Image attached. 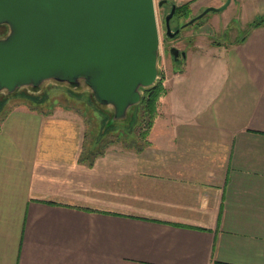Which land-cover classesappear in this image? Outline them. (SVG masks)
<instances>
[{
	"label": "crops",
	"instance_id": "1",
	"mask_svg": "<svg viewBox=\"0 0 264 264\" xmlns=\"http://www.w3.org/2000/svg\"><path fill=\"white\" fill-rule=\"evenodd\" d=\"M172 1L226 7L176 39L145 137L101 149L27 100L1 120L0 264H264V0Z\"/></svg>",
	"mask_w": 264,
	"mask_h": 264
},
{
	"label": "water",
	"instance_id": "2",
	"mask_svg": "<svg viewBox=\"0 0 264 264\" xmlns=\"http://www.w3.org/2000/svg\"><path fill=\"white\" fill-rule=\"evenodd\" d=\"M176 8L171 3L165 18L170 38L180 31L170 26ZM0 27L4 99L20 92L38 97L47 84L67 87L89 95L110 115L108 125L127 126L144 90L159 81L155 0H0ZM171 53L178 57L179 49Z\"/></svg>",
	"mask_w": 264,
	"mask_h": 264
},
{
	"label": "rangeland",
	"instance_id": "3",
	"mask_svg": "<svg viewBox=\"0 0 264 264\" xmlns=\"http://www.w3.org/2000/svg\"><path fill=\"white\" fill-rule=\"evenodd\" d=\"M155 1L158 24L160 27L162 54V57H160V75L158 79L163 80L167 72L170 71V67L173 65L169 52V46L171 42L166 40L167 37L165 36V16L163 9H167V14H169L171 12V3L174 2L172 0H167L162 9L158 5L160 0ZM204 10H202L201 13H203ZM209 13L212 14L214 12ZM182 23L183 20L178 19L175 16L171 21L172 31L178 29L177 26ZM1 33L2 32L0 31V34ZM39 92L40 93L36 99H28L23 94L24 92H20L16 95L8 96V98H6V102L2 101L6 95H0V122L14 105L27 100L31 104L37 105L39 108L49 110L51 113L68 112L72 116H78L88 127V137H99L98 141L101 149H106L107 147L114 145H122L127 139L134 138L138 135L141 136V134H143L142 132H147L154 124L153 120V123L150 125L149 116L146 115L142 109H140L138 115H136L134 123H132V120L131 122L124 123H132L131 126H124L125 128H112L108 129L107 131H103L107 118L93 104L89 98V95L86 93L82 92L81 94H78L69 90L67 87L56 86L52 84L44 85Z\"/></svg>",
	"mask_w": 264,
	"mask_h": 264
},
{
	"label": "trees",
	"instance_id": "4",
	"mask_svg": "<svg viewBox=\"0 0 264 264\" xmlns=\"http://www.w3.org/2000/svg\"><path fill=\"white\" fill-rule=\"evenodd\" d=\"M190 15V7H189V4H186V5H182V6H179L177 7V10H176V13H175V16L177 18H188ZM264 24V16L262 17H259L258 19H256L251 25H250V28L252 27H256V26H259V25H262ZM4 28L3 27H0V31L3 33L4 32ZM72 93V92H71ZM167 93V89L166 87L164 86L163 84V81L162 80H159L153 87H150L148 89H145L144 90V94H143V98H142V101L140 102V104L133 110L132 112V123L135 122V118H136V115H138L140 109L143 110V112L149 116L150 118V125L153 123V120H155V117L157 115V111H158V103H159V100L160 98L165 95ZM28 99H31V98H37V97H34V96H31L29 95L28 93L24 92L23 93ZM74 94V93H73ZM89 98L91 99V97L89 96ZM4 102L7 101L6 100H2ZM91 101L93 102V100L91 99ZM93 104L106 116L107 120H106V123H105V126H104V129L103 131H107L108 129H112V128H117V126H114V125H108V121H109V118H110V115L101 110L94 102ZM131 123V125H132ZM130 125V126H131ZM147 132H144L142 136H146Z\"/></svg>",
	"mask_w": 264,
	"mask_h": 264
},
{
	"label": "flooded vegetation",
	"instance_id": "5",
	"mask_svg": "<svg viewBox=\"0 0 264 264\" xmlns=\"http://www.w3.org/2000/svg\"><path fill=\"white\" fill-rule=\"evenodd\" d=\"M177 7H178V6H177ZM161 8H163V6H161ZM176 10H177V8H176ZM205 10H206V9H205ZM205 10H204V11H205ZM167 12H168V11L164 12V16H165V18H166V16L168 15ZM175 13H176V11H175ZM175 13H174L172 19L175 17ZM206 15H208V13L204 14V12H203V13H201V14H198L197 16H192V15H191V10H190V15H189L188 18H186V19H184V18H178V19H182V20H183V23L180 24L179 26H177V28L180 29V31H179V33H178L175 37H173V38H170V37H167V36H166V24L164 25V26H165V36L167 37L166 40H168L169 42H174V44H172V45L170 44V46H169V52H170V55H171V57H172V59H173L174 61H178L179 59H183V57H186V51H185L182 47H179L178 45H176V43H175L176 39L180 38L181 34H182L183 32H185L187 29H189V28H191V27H193V26L199 25V24L201 23L202 19H203ZM165 18H164V20H165ZM172 19L170 20V26H171V21H172ZM192 21H193V22H192ZM171 28H172V27H171ZM176 30H177V29H176ZM176 30H175V31H176ZM173 32H174V31H173ZM173 47H176V48L179 49V55H178V57H175V56L171 53V49H172Z\"/></svg>",
	"mask_w": 264,
	"mask_h": 264
}]
</instances>
